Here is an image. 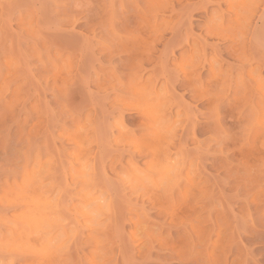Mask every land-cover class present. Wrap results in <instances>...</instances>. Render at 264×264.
Listing matches in <instances>:
<instances>
[{"label": "rangeland", "instance_id": "rangeland-1", "mask_svg": "<svg viewBox=\"0 0 264 264\" xmlns=\"http://www.w3.org/2000/svg\"><path fill=\"white\" fill-rule=\"evenodd\" d=\"M0 264H264V0H0Z\"/></svg>", "mask_w": 264, "mask_h": 264}, {"label": "bare ground", "instance_id": "bare-ground-1", "mask_svg": "<svg viewBox=\"0 0 264 264\" xmlns=\"http://www.w3.org/2000/svg\"><path fill=\"white\" fill-rule=\"evenodd\" d=\"M35 192L36 191H34V194H35ZM41 194V193H40ZM38 195H39V193H38ZM32 196H34V195H32ZM28 197V196H27ZM24 198V197H23ZM35 198H37V199H35ZM35 198L33 197V204H32V207L31 208H29V213H28V215H29V220H30V222L32 221V222H35V223H39L40 222V224H41V222L43 221V220H45V218H46V215L44 214L45 212L44 211H47V210H44V208L46 207V200H45V198H44V196L42 197V198H44V200L43 199H41V197H36L35 196ZM32 201V200H31ZM31 204V203H30ZM29 206H31V205H29ZM47 208V207H46ZM27 211V212H28ZM44 215H45V217H44ZM48 215V214H47ZM24 217V216H23ZM21 222H23V221H21ZM25 222V221H24ZM24 222H23V224H24ZM46 222V221H45ZM40 224H37V225H39L40 226ZM43 224V223H42ZM23 227H24V225H23ZM26 227H28V225H27V223H26ZM25 227V228H26ZM23 230H24V233H25V230L26 229H24L23 228ZM38 230V229H37ZM40 232V231H39ZM30 233V232H29ZM28 233V234H29ZM34 234V233H33ZM40 234V233H39ZM27 235V234H26ZM41 236V235H40ZM32 237V236H31ZM29 238V237H28ZM39 239V238H38ZM47 239V238H46ZM26 240V239H25ZM41 240V239H40ZM39 240V241H40ZM30 242V241H29ZM32 243H33V241H31ZM36 242V241H35ZM34 242V243H35ZM23 243H25V242H23ZM47 243V242H46ZM31 244V243H30ZM29 244V245H30ZM38 244V243H37ZM33 245V244H32ZM34 246H35V244H34Z\"/></svg>", "mask_w": 264, "mask_h": 264}]
</instances>
